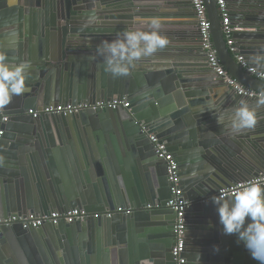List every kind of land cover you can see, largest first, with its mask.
I'll use <instances>...</instances> for the list:
<instances>
[{
	"label": "water",
	"instance_id": "obj_1",
	"mask_svg": "<svg viewBox=\"0 0 264 264\" xmlns=\"http://www.w3.org/2000/svg\"><path fill=\"white\" fill-rule=\"evenodd\" d=\"M202 1L222 67L242 86L264 93V81L248 75L229 53L214 0ZM228 4L235 8L234 39L242 45L241 54L252 60L264 53V0ZM190 13L194 12L188 0H0V53L13 67L30 65L24 93L13 96L1 111L8 120L0 139V218L74 208L135 210L130 216L89 218L39 230L3 228L0 264H25L22 252L28 259L30 253L36 258L31 244L20 249L23 240L30 239L41 252L37 235L43 231H52L45 247L62 257L60 264H172L175 214L165 208L170 199L166 164L157 157L150 136L178 163L183 198L189 202L186 264H259L235 234L223 233L216 206L201 201L231 185L221 184L226 178L236 183L264 175V127L232 134L227 124H214L218 114L241 100L257 103L235 95L209 70L195 14L192 19ZM150 18L160 19L168 45L138 60L128 75L106 72L97 46ZM122 98L130 103L128 109L67 118L32 119L27 114L58 104ZM44 126L51 128L48 134ZM86 131L106 146L99 153L101 168H80L76 162L72 148L86 139L81 133ZM71 135L77 137L73 140ZM233 136L243 142H234ZM205 160L217 168L211 170ZM146 206L160 209L145 210Z\"/></svg>",
	"mask_w": 264,
	"mask_h": 264
},
{
	"label": "clouds",
	"instance_id": "obj_2",
	"mask_svg": "<svg viewBox=\"0 0 264 264\" xmlns=\"http://www.w3.org/2000/svg\"><path fill=\"white\" fill-rule=\"evenodd\" d=\"M161 21L150 18L140 21V27L124 30L115 39L104 40L97 54L104 58V69L113 76L128 75L138 60L166 47L169 40L161 35ZM253 71L264 69V53L251 57ZM30 67L21 62L14 67L0 53V107L8 105L15 95L25 91V71ZM257 107L264 106V93L257 96ZM217 123L227 124L232 134L252 129L258 122L257 108L241 100L230 112L216 116ZM216 206L219 223L225 235L235 234L251 257L264 264V180L253 181L211 198Z\"/></svg>",
	"mask_w": 264,
	"mask_h": 264
},
{
	"label": "built area",
	"instance_id": "obj_3",
	"mask_svg": "<svg viewBox=\"0 0 264 264\" xmlns=\"http://www.w3.org/2000/svg\"><path fill=\"white\" fill-rule=\"evenodd\" d=\"M191 8L195 14V18L198 25V34L201 40L202 50L206 54V63L209 70L216 76L219 77L222 83L228 87L235 95L245 97L257 101L259 92H255L248 89L233 79L226 70L220 64L216 51L211 42L210 35V23L207 17L206 9L202 0H188ZM218 15L220 18L221 32L226 44V47L233 57L236 64L243 69L248 75L253 78L264 81V72L253 71V67L250 66L247 60L241 54L239 47L236 45L234 39V30L231 26V17L228 10L226 0H214ZM130 103L125 98L115 99L111 101H100L92 104L82 103L77 105L70 104H58L55 106H47L41 110H29L27 114L32 119H38L40 116L57 115L63 118L71 117L81 112L97 111L111 109L116 110L118 108L128 109ZM2 107H0V139L4 134L2 126L7 123L8 117L2 115ZM150 142L155 146V153L159 159L166 164V178L169 185L170 199L165 205V208L171 210L175 214V224L173 228L174 235V246L171 250L172 264H186L184 258L185 251V212L189 207V202L184 200L182 192V184L179 176L178 163L172 154H170L163 144H159L157 138L154 136L149 137ZM264 180V175L252 177L245 181H239L233 183L228 187L221 188L208 199H203L201 203H205L207 200L212 202V197L225 193L227 191L234 190L239 186L246 185L253 181ZM213 203V202H212ZM160 209L159 207L146 206L145 210ZM135 210L131 208L118 207L108 211H95L87 212L83 209L74 208L64 213L53 212L48 215H36L30 214L25 216L10 215L6 218H0V231L3 228H10L19 225L22 230H39L45 225L51 227H57L61 223L65 225H73L76 223H82L89 218H105L110 219L115 215L130 216Z\"/></svg>",
	"mask_w": 264,
	"mask_h": 264
},
{
	"label": "crops",
	"instance_id": "obj_4",
	"mask_svg": "<svg viewBox=\"0 0 264 264\" xmlns=\"http://www.w3.org/2000/svg\"><path fill=\"white\" fill-rule=\"evenodd\" d=\"M226 2H227L228 10H229V13H230L231 22H232V17L234 16L235 8H234V6L228 4V0H226ZM193 14L194 13H190V16L192 17V19H194V15ZM162 29L165 32L167 31L165 28H162ZM235 42L237 43V46L242 51V45L239 43V41L236 38H235ZM243 56H244V58L247 60V62L252 67H255L253 60L247 59V58H250L249 56L247 57V55H244V54H243ZM261 71L264 72V69H262ZM208 73H209V75L211 74V72H208ZM211 75H213V74H211ZM231 100H232V98H231ZM248 104H249L250 107L257 108V114H258V122H257L256 126L254 128H252V129H247L248 132L249 131H255L258 128L259 129H262V127H264V108L261 107V106L257 107V104H254V103H249L248 102ZM225 108H228V107H225ZM233 109H234V106L231 109H227V110H229V112H230ZM214 124L217 125V120H215V123ZM247 130H244V131H247ZM42 131L45 134L46 133L48 134V131H51V128L49 127V129H48V128H46V126H44V129ZM75 133H76V131H75ZM77 133H78V131H77ZM81 133H82V137L83 138H86V139H84L85 144H84V141L83 140L80 143L76 141L77 143L75 142V145L72 148L74 154L77 157L76 162H78L80 168L82 166H84L85 168H88V166H90L91 168L92 167L93 168H96V167L101 168L103 166V161H102V159H99V157H100L99 156V153H100V150L102 149V147L104 149H106V146L104 145V143L103 144H100V142L98 141L99 139L97 140L96 137H94L92 135V131H90V132L86 131V132H81ZM86 133H88V134H86ZM75 137H77V135H71V138L73 140L75 139ZM232 139H233V141L235 140L234 142H236L238 140L237 136H233ZM237 142L241 143V142H243V140L242 141H237ZM244 142H245V140H244ZM244 144H246L245 146H247L249 148L251 147V144H249L247 142H245ZM240 145H242V144H240ZM247 147L245 148L246 149L245 152L248 151L247 150ZM251 149H253V148H251ZM86 153L90 157L86 156ZM222 153L223 152H218L217 155L218 154L219 155H223ZM217 155L213 154V157H215V160H217L219 162V160L217 158ZM52 159H53V162L51 161V165L54 166L53 168L57 169V167H56V161L54 160V158H52ZM205 161H206V164L205 165L207 167H210L211 170L214 169V168H217V165L214 164L212 161H210V160H205ZM231 161H233V160H231ZM231 180H233V181H228V179L226 178V183H221V184H224V185L225 184H229V183H232L233 184L235 182V180H237V179H231ZM204 183H207V182L206 181H203L202 184H204ZM222 188H224V187H222ZM191 215H192V213H189V210H188L187 212H185V219L188 218V216H191ZM48 233H52V231L51 232L49 231ZM48 233L45 232V231H43V232H39L38 235H37V237H38L37 238V243L42 248V251L41 252H40V250H39L40 248L38 246H34L33 245V240L32 241L30 239L29 240L28 239L27 240H23L24 247L22 249H20L21 252L26 247L28 248V246L30 244H31L32 248L37 251L36 258H34V256L31 253L28 255L30 259L27 258V256L25 255L24 252L21 253L22 254L21 257L23 258V261H24L25 264H36V260L37 259L39 260V263L40 264H60V262H59L60 260L59 259L62 260V257L61 256L58 257L54 253L52 254V251L47 250L46 247H45L46 246L45 243H47V241H48V238H47Z\"/></svg>",
	"mask_w": 264,
	"mask_h": 264
}]
</instances>
